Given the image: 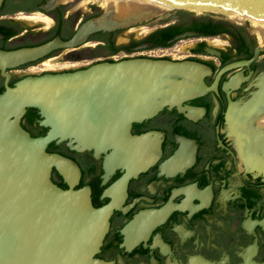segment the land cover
<instances>
[{
    "label": "flooded vegetation",
    "instance_id": "flooded-vegetation-1",
    "mask_svg": "<svg viewBox=\"0 0 264 264\" xmlns=\"http://www.w3.org/2000/svg\"><path fill=\"white\" fill-rule=\"evenodd\" d=\"M92 19H104L109 28L8 69V84L29 74L76 72L137 57L192 60L208 67L201 94L133 123L132 134H151L149 142L160 146V154L129 179L126 190L115 185L127 169L107 174L104 155L72 150L66 141L52 151L78 163L76 188L90 186L96 207L116 204L97 256L115 264H264L261 27L238 16L176 8L129 22L114 3L103 0H5L0 49L57 38L67 43ZM188 31L198 33L189 37L197 39L194 45L181 54L170 52L177 42L169 41ZM6 84L0 73V90ZM27 113L23 126L35 136L46 133L40 115L29 119ZM52 177L68 188L55 169Z\"/></svg>",
    "mask_w": 264,
    "mask_h": 264
},
{
    "label": "water",
    "instance_id": "water-1",
    "mask_svg": "<svg viewBox=\"0 0 264 264\" xmlns=\"http://www.w3.org/2000/svg\"><path fill=\"white\" fill-rule=\"evenodd\" d=\"M150 1L264 23V0ZM108 28L104 19H92L67 43L57 38L0 49V73L7 78L0 92V264H115L97 255L116 204L96 207L90 186L76 188L81 178L78 163L49 152V145L66 141L72 150L104 155L107 174L127 169L115 185L126 190L129 179L160 154V146L149 142L151 134H132L133 123L166 106H181L204 91L205 64L148 57L101 62L76 72L29 74L8 84V69ZM197 34H178L169 43ZM29 108L37 109L38 122L48 129L45 134L33 136L23 126ZM54 169L68 188L53 180Z\"/></svg>",
    "mask_w": 264,
    "mask_h": 264
},
{
    "label": "bare ground",
    "instance_id": "bare-ground-1",
    "mask_svg": "<svg viewBox=\"0 0 264 264\" xmlns=\"http://www.w3.org/2000/svg\"><path fill=\"white\" fill-rule=\"evenodd\" d=\"M103 2L105 5H111V3H114L119 13L123 15L129 22L136 21L145 16H150L151 11H158V13H164L166 10L175 8V5L172 4H164L150 0H103ZM228 16L233 19H235L236 17L233 15ZM34 20H36V18H34ZM252 22L256 26L261 27V30L264 32L263 22ZM220 41L221 40L217 39L215 43H220Z\"/></svg>",
    "mask_w": 264,
    "mask_h": 264
},
{
    "label": "rangeland",
    "instance_id": "rangeland-1",
    "mask_svg": "<svg viewBox=\"0 0 264 264\" xmlns=\"http://www.w3.org/2000/svg\"><path fill=\"white\" fill-rule=\"evenodd\" d=\"M171 9H174V8H171ZM171 9H169V10H171ZM262 36L264 37V34ZM196 40L197 39H195V38H188V39L179 41V42L175 43L170 48V52H173L174 54H181V52H183L185 49H188V48L192 47L194 45V43H195Z\"/></svg>",
    "mask_w": 264,
    "mask_h": 264
},
{
    "label": "trees",
    "instance_id": "trees-1",
    "mask_svg": "<svg viewBox=\"0 0 264 264\" xmlns=\"http://www.w3.org/2000/svg\"><path fill=\"white\" fill-rule=\"evenodd\" d=\"M196 28H199V27H197V26H195ZM201 28H205V29H208V28H206L205 26H203V27H201ZM212 32H216V30H213ZM164 43V42H163ZM4 89H2V90H0V92H2ZM33 114L34 115H36V116H39V114H38V112H37V109H34V108H29L28 109V113H27V116L29 117V119H32V116H33ZM45 134V133H44ZM33 135V134H32ZM33 136H35V135H33ZM58 147H59V145L56 143V142H53V143H51L50 145H49V148H48V151L49 152H52V151H55V150H57L58 149Z\"/></svg>",
    "mask_w": 264,
    "mask_h": 264
}]
</instances>
